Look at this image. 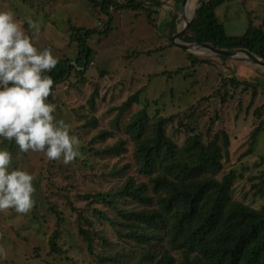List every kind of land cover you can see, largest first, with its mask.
<instances>
[{
	"label": "rangeland",
	"instance_id": "obj_1",
	"mask_svg": "<svg viewBox=\"0 0 264 264\" xmlns=\"http://www.w3.org/2000/svg\"><path fill=\"white\" fill-rule=\"evenodd\" d=\"M199 3L200 0H189L184 15L191 19ZM94 4L95 0H0V10H11L30 34L27 20L36 21L39 32L35 45L41 49L50 48L58 59L69 58L74 62L80 46L72 39V33L79 28L105 30L108 15ZM146 4L155 10L151 21L144 12L112 7L109 33L106 36L95 34L87 39L95 53L85 80L72 75L70 82L58 84L54 91L55 117L68 123L71 132L78 136L79 156L65 164L62 157L49 159L43 151H20L14 141H2L12 154L11 166L32 174L34 203L26 213H18L13 208L0 210V264H100L96 255L90 254L88 243L79 232L77 214L72 206L84 208L87 215L90 201L81 198L84 194L111 190L128 174L137 176L131 144L128 152L120 156L97 155L95 150L101 151L119 140L122 137L120 126L112 125L117 118L126 120L146 102L150 115L181 114L167 125L168 133L179 144L185 140V127L179 124L180 119L205 141L216 133L226 132L230 145L225 167L227 171L231 168L245 171L244 178L235 179L234 197L255 208L264 205V190L254 194L252 187L253 182L260 181L257 177L261 171L264 172V66L221 57L196 47L194 54L209 58L211 63L188 67L190 60L186 50L170 39L181 29V1L149 0ZM217 15L231 35L244 33L250 24L264 29V0L225 1L218 6ZM179 67H183L181 74L172 79L159 75ZM224 77L260 83L251 107L248 106L252 88L243 90V84L223 88L228 92L227 101L222 100L224 90L222 94L212 95ZM140 89H144L141 103L133 104L130 111L122 114L121 104ZM91 97L94 99L93 112L88 102ZM89 118L95 119L98 125L84 127ZM261 123L263 130L258 133L252 153H247L252 133ZM100 130H111L113 136L102 140L97 136ZM127 162L132 167L123 177L106 174L114 164L120 167ZM251 175L254 179L249 178ZM54 208L61 211L63 221L59 225ZM97 228L108 234L120 249L121 241L109 228ZM55 234L59 251H54L50 244ZM106 249L97 244L95 252ZM136 251L125 249L127 256H120L118 260L132 262L139 255ZM172 254L181 263V252L175 250Z\"/></svg>",
	"mask_w": 264,
	"mask_h": 264
},
{
	"label": "trees",
	"instance_id": "obj_2",
	"mask_svg": "<svg viewBox=\"0 0 264 264\" xmlns=\"http://www.w3.org/2000/svg\"><path fill=\"white\" fill-rule=\"evenodd\" d=\"M225 1L234 0H200L191 16L189 28L181 39L221 47H244L264 58L263 27L250 24L240 35L228 34L217 15L218 6ZM146 3L149 0H125L122 3L118 0H95L94 5L108 15L105 30L79 28L72 33V39L80 46L79 55L74 62L69 58L58 59L48 73L53 84L47 99L53 102L57 85L70 82L72 75L76 78L80 76L81 81L85 80L84 75L95 53L87 44V39L95 34L106 36L109 33L112 7L144 12L151 21L155 10ZM185 53L190 60V68L211 63L209 58L189 51ZM182 68L165 70L159 75L172 79L181 74ZM241 84L244 85L243 90L252 88V100L248 106L251 107L258 95L260 83L224 77L212 95L222 94L224 90L222 100L227 101L228 92L223 88ZM143 91L134 92L121 104L119 109L122 114L130 111L133 104L141 103ZM88 102L93 112V97ZM147 103L130 113L126 120L117 118L112 126H120L122 137L101 151L95 150L97 155L120 156L128 152L131 144L137 176L128 174L119 186L111 190L89 191L83 197L80 196L90 201L87 215L84 208L72 206L77 214L79 232L88 243L90 254L96 255L100 264H264V205L255 208L234 197L235 179L244 178L245 171L237 172L233 168L227 171L225 167L230 145L228 134L216 133L205 141L194 128L180 119L179 124L185 127V140L179 144L168 133L167 125L181 114L168 117L150 115ZM262 124L252 133L247 153H252L258 133L263 130ZM97 125L95 119L89 118L84 127ZM97 136L104 140L112 137L113 132L100 130ZM131 167L130 162L120 167L114 164L106 174L123 177ZM263 174L262 170L257 177L260 181L252 183L254 194L264 190ZM249 178L254 179V176ZM93 203L102 206L94 207ZM53 210L59 225L63 221L61 211L57 208ZM97 226L109 228L121 241L120 249ZM57 237V234L53 235L50 241L54 251H59L56 247ZM97 244L107 249L96 253ZM125 249H136L138 257L132 262L118 260L120 256H127ZM175 250L183 256L181 263L172 254Z\"/></svg>",
	"mask_w": 264,
	"mask_h": 264
},
{
	"label": "clouds",
	"instance_id": "obj_3",
	"mask_svg": "<svg viewBox=\"0 0 264 264\" xmlns=\"http://www.w3.org/2000/svg\"><path fill=\"white\" fill-rule=\"evenodd\" d=\"M31 34L11 10H0V210L26 213L33 206V176L11 166L12 154L2 141H14L20 151H43L65 164L80 155V140L70 125L55 117L47 98L53 81L48 73L58 57L38 48L39 24L27 20Z\"/></svg>",
	"mask_w": 264,
	"mask_h": 264
},
{
	"label": "water",
	"instance_id": "obj_4",
	"mask_svg": "<svg viewBox=\"0 0 264 264\" xmlns=\"http://www.w3.org/2000/svg\"><path fill=\"white\" fill-rule=\"evenodd\" d=\"M189 0H181V11L183 15V20L181 24V29L175 34V36H171V41L178 47L189 51L196 52L195 48L198 47L201 50H210L213 53L221 56H226L230 58H234L237 60H247L257 64L264 66V58L255 54L251 50L244 47H221L210 43H199V42H185L181 39L182 35L188 30L190 24V18L184 15V7Z\"/></svg>",
	"mask_w": 264,
	"mask_h": 264
},
{
	"label": "bare ground",
	"instance_id": "obj_5",
	"mask_svg": "<svg viewBox=\"0 0 264 264\" xmlns=\"http://www.w3.org/2000/svg\"><path fill=\"white\" fill-rule=\"evenodd\" d=\"M196 1V0H195ZM191 10V9H190ZM189 11V10H188ZM184 21V20H183ZM182 24H184V22L182 23Z\"/></svg>",
	"mask_w": 264,
	"mask_h": 264
}]
</instances>
